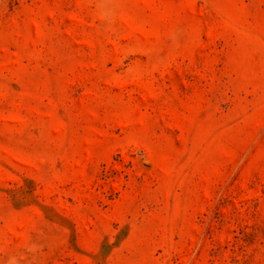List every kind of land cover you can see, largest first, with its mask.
I'll return each mask as SVG.
<instances>
[{"label": "rangeland", "instance_id": "1", "mask_svg": "<svg viewBox=\"0 0 264 264\" xmlns=\"http://www.w3.org/2000/svg\"><path fill=\"white\" fill-rule=\"evenodd\" d=\"M0 264H264V0H0Z\"/></svg>", "mask_w": 264, "mask_h": 264}]
</instances>
